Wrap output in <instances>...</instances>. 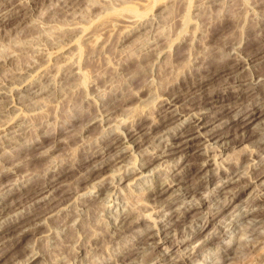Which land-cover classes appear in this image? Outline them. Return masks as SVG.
Wrapping results in <instances>:
<instances>
[{
    "label": "rangeland",
    "instance_id": "1",
    "mask_svg": "<svg viewBox=\"0 0 264 264\" xmlns=\"http://www.w3.org/2000/svg\"><path fill=\"white\" fill-rule=\"evenodd\" d=\"M263 45L264 0H0V264H264Z\"/></svg>",
    "mask_w": 264,
    "mask_h": 264
},
{
    "label": "bare ground",
    "instance_id": "2",
    "mask_svg": "<svg viewBox=\"0 0 264 264\" xmlns=\"http://www.w3.org/2000/svg\"><path fill=\"white\" fill-rule=\"evenodd\" d=\"M225 42H227V41H220L219 43L222 45V44H225ZM38 47V46H37ZM263 48H264V45L262 46ZM261 47V48H262ZM224 48H225V46H224ZM237 53V52H236ZM235 55H239V54H235ZM233 57H235V56H233ZM232 57V58H233ZM238 57V56H237ZM237 57H235V58H233V65L234 66H232L231 67V69L230 70H235L234 72H232V73H234L233 74V76H235V78L237 79L238 77H237V75L238 74H240L239 73V67H240V59L239 58H237ZM229 59V58H228ZM231 65V64H230ZM225 66H227V65H225ZM209 68V67H208ZM241 71H242V69H241ZM240 71V72H241ZM231 72V71H230ZM228 76V75H227ZM235 79V80H236ZM261 85H262V83H260V82H257V83H253V84H251L250 86H247L248 88H249V90L247 89V91H249V92H251V93H257V91L260 89V87H261ZM226 87V86H225ZM260 91V90H259ZM258 91V92H259ZM239 92H236L234 95H232V96H236L237 94H238ZM262 94H260V95H258V96H255V95H253V96H255V97H252L254 100H252V103L250 104V106H248V109H246L245 111V114L243 115V116H239V115H236V117H232V116H230V117H228V123H231L232 122V124H237L238 126H241V127H243L244 126V124H246V123H248V121L249 120H252L255 116H256V113H258V114H260V113H262V112H264V100L263 101H261L260 100V97L261 96H263L264 97V90H262V92H261ZM258 94V93H257ZM215 95V96H214ZM179 96V95H178ZM211 96V95H210ZM229 96V95H228ZM248 96V95H247ZM211 98L212 99H214V98H217V96H216V94H212V96H211ZM226 98V97H225ZM230 98V97H229ZM248 98V97H247ZM251 98V99H252ZM250 99V98H249ZM204 101V100H203ZM222 101H224V100H222ZM168 102H169V100H168ZM207 102V101H206ZM262 102V103H261ZM210 103V102H209ZM230 103V102H229ZM172 104H173V102H172ZM171 105V102H170V104H169V106ZM201 105V104H200ZM224 105V104H223ZM166 106V105H165ZM169 106H167L165 109H164V107H163V112L165 113V116H170V113L173 111L172 109L170 110L169 109ZM202 106V105H201ZM162 108V107H161ZM227 108V107H226ZM220 109V108H219ZM204 110V109H203ZM221 110H223V109H221ZM230 110V109H229ZM160 111H161V109H160ZM178 111V110H177ZM205 111V110H204ZM215 111V110H214ZM217 111V110H216ZM200 112V111H199ZM215 113V112H214ZM243 113V112H242ZM172 114V113H171ZM190 114V113H189ZM189 114H187V116L189 115ZM192 114V113H191ZM173 115H175V111H174V114ZM193 115H194V112H193ZM187 116L186 117H184V115L183 114H179L178 115V117H177V120H178V122H180L181 123V121L182 122H185V124L183 125V126H179L180 128H178V132H176L173 136H172V138L170 139V141H169V143H168V145H166V147H164V149H163V151H162V153H160L159 151V153H160V155H161V157H163V156H165V155H167V154H170V153H173V152H176V151H179V150H181V151H185V150H187L189 147H191V146H193L194 144H196L195 142H194V140L197 138V135L198 134H202L201 133V131H200V129H198V128H196V127H198L199 126V122L197 121L198 120V117L200 116H197V115H195V116H197L196 118L197 119H193V121H191V119H190V121H188L189 120V118H187ZM192 116V115H191ZM216 116V115H215ZM193 118V117H192ZM195 118V117H194ZM227 118V117H226ZM166 119V118H165ZM183 120H185V121H183ZM194 120H196V122L194 121ZM192 122H194L195 123V125L193 126L192 125ZM226 121H218L217 123H215V125L214 126H212L213 127V129L212 130H214V128L216 129V128H219V126H221V125H223L224 123H225ZM208 123V122H207ZM200 126H203V125H200ZM211 126V125H210ZM237 129V128H236ZM134 130L135 131H137L138 129L135 127L134 128ZM139 132V131H138ZM211 133V132H210ZM218 132H215V133H213V134H211V135H208V134H206V136H203V134H202V136H203V138L204 139H208L209 138V136L210 137H212V136H214V134H217ZM230 133V132H229ZM228 134V133H227ZM131 135H133V134H131ZM130 135V136H131ZM127 137H129L128 135H126ZM125 136V137H126ZM219 137H221V136H219ZM112 145V144H111ZM148 148V147H147ZM155 153V152H154ZM158 153V154H159ZM153 155V154H152ZM156 156V155H155ZM159 155H157V157H158ZM170 156H172V155H169V156H165L166 158L165 159H171V157ZM150 157H152V156H150ZM153 158H154V156H153ZM152 158V159H153ZM164 158V157H163ZM175 158V157H174ZM104 159V158H103ZM150 159V161H151V158H149ZM147 160V159H146ZM149 161V160H148ZM148 161H146V162H148ZM150 161L148 162V164L150 163ZM106 163H108V162H106ZM206 163H207V161L206 160H204V162H202V164L203 165H206ZM190 164V163H189ZM95 165V164H94ZM97 165V164H96ZM100 166V165H99ZM135 166V165H134ZM148 166V165H147ZM192 166V165H191ZM207 166V165H206ZM93 167V166H92ZM98 167V166H97ZM196 168H198V165L196 164V166H195V169ZM91 169V168H90ZM96 169V168H95ZM189 169H191V168H189ZM92 171V170H91ZM140 172L141 171H143V170H139ZM232 171V170H231ZM192 172V171H191ZM197 172V171H196ZM180 173V172H179ZM263 173V172H262ZM56 179V178H55ZM54 180V179H53ZM167 180V179H166ZM173 179H171L170 180V182L172 181ZM58 181V180H57ZM56 182V181H55ZM170 182H168V184L167 185H169L170 186ZM54 183V182H53ZM41 184V183H40ZM46 184V183H45ZM44 184V185H45ZM48 184V183H47ZM51 184V183H50ZM36 185V184H35ZM55 185V184H54ZM162 185V184H161ZM37 186V185H36ZM41 186H43L42 184L40 185V186H38V187H41ZM51 186H52V184H51ZM35 187V186H34ZM49 187V186H48ZM183 187V186H182ZM45 188V187H44ZM33 189V188H32ZM37 190V189H36ZM41 190V189H40ZM156 191H157V189H156ZM164 190H160L158 193H162ZM40 192V191H39ZM41 193V192H40ZM102 194V193H101ZM98 196V195H97ZM24 198V197H23ZM27 198V197H26ZM27 200V199H26ZM57 207V206H56ZM45 211H43V210H39L38 212L39 213H47L48 212V214H49V212L53 209L52 208V206H50L49 208H46L45 207ZM58 209V208H57ZM37 211V210H36ZM36 213V215H39V213ZM51 213V212H50ZM53 213H54V211H53ZM52 213V214H53ZM47 214V215H48ZM127 215V213H123V217L122 218H124L125 216ZM37 217V216H36ZM38 218V217H37ZM122 218H120V219H122ZM119 219V220H120ZM39 221V220H38ZM36 222V221H35ZM124 222V221H123ZM30 223V222H29ZM36 225V224H35ZM24 226V225H23ZM26 227V226H25ZM5 229V228H4ZM14 230V229H13ZM9 231V230H8ZM19 232V231H18ZM18 232H17V234H18ZM21 232H22V230H21ZM16 236V235H15ZM149 236H151L152 237V235H150L149 234ZM148 236V237H149ZM155 238V237H154ZM179 241H181V240H179ZM184 242V241H183ZM183 242H182V244H183ZM179 243V242H178ZM181 243V242H180ZM186 244H189L188 243V241H186L185 242V245ZM187 246V245H186ZM19 260V259H18ZM26 260V259H25ZM6 261H7V259H6ZM15 261V260H14ZM17 261H15V262H13V263H16ZM3 263V262H2ZM1 263V264H2ZM4 264V263H3ZM17 264H19V263H17Z\"/></svg>",
    "mask_w": 264,
    "mask_h": 264
}]
</instances>
